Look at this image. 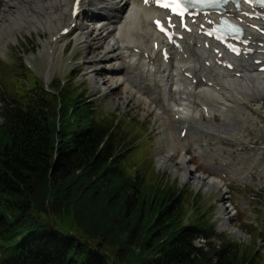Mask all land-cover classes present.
<instances>
[{"label":"trees","instance_id":"trees-1","mask_svg":"<svg viewBox=\"0 0 264 264\" xmlns=\"http://www.w3.org/2000/svg\"><path fill=\"white\" fill-rule=\"evenodd\" d=\"M12 83L0 111V264H264L255 245L191 212L199 196L166 182L118 117L71 83Z\"/></svg>","mask_w":264,"mask_h":264},{"label":"bare ground","instance_id":"bare-ground-1","mask_svg":"<svg viewBox=\"0 0 264 264\" xmlns=\"http://www.w3.org/2000/svg\"><path fill=\"white\" fill-rule=\"evenodd\" d=\"M74 2L0 0V50L7 42L16 41V31L49 32L52 40L48 43L49 57L53 65L58 50L74 40L75 51L83 48L85 53L80 65L85 67L98 92L108 94L114 88L125 87L126 95L131 93L133 100L146 101L150 111L163 119L159 143H164L165 152L169 154L158 156L160 165L171 162L184 182L188 180L187 175L192 174L189 179L198 189L225 187L222 178L198 173L197 168L189 164L192 157L187 155L186 148L197 146L202 151L201 143L221 135H237V121L228 115L225 117V111L236 110L243 128H246L245 120L253 117L252 111L264 119V72L255 62L257 59L264 62V35L250 28L249 37L255 41V52L249 58H233L199 33L201 25L215 17H198V22L192 23L194 31L181 30L183 38L177 46H169L170 57L165 59L160 49L164 44L153 26L158 11L151 2L82 0L83 10L78 15L74 14ZM250 12V6L244 5L237 18L246 20ZM257 23L264 25V19ZM65 28L68 33H61ZM225 59L228 62L219 64ZM122 71L126 74L122 75ZM107 82H110L109 87L104 86ZM215 111L225 117L220 127L215 120ZM243 112L247 113V118ZM164 115H167V121ZM171 119L179 131L178 136L172 131ZM183 130L186 131L184 136L181 135ZM238 137L241 143L243 137ZM179 146L181 167L172 161V152L174 154ZM261 172L264 174V169ZM239 175L245 179L244 172L240 171ZM222 208L227 210L228 207L224 204ZM222 215L220 231L227 229L236 237L244 236L230 224V216L224 218L226 212Z\"/></svg>","mask_w":264,"mask_h":264},{"label":"rangeland","instance_id":"rangeland-1","mask_svg":"<svg viewBox=\"0 0 264 264\" xmlns=\"http://www.w3.org/2000/svg\"><path fill=\"white\" fill-rule=\"evenodd\" d=\"M14 33L16 41L7 42V46L0 50V111L6 87L10 88L13 85L12 82L17 81L19 76L33 77L36 75L44 79L48 75V84L53 83L55 86L59 83L65 85L71 83L79 93L91 98L90 100L97 106L99 115L105 118L118 117L120 134L126 144L133 145L136 149L139 145L140 153L145 150L149 157L153 158L156 171L165 175L166 182L177 183L179 187L199 196V205L196 209L191 205V212L204 211L224 240L253 244L259 252L264 253V174L261 172L264 169V119L260 114L252 111L255 118L251 117V119L247 118L246 112H243L247 118L246 128H243L239 118L236 117V110H231L230 113L225 111V117L228 115L229 118L232 117L237 121V135H221L206 143H201L202 151L197 146L186 148L187 155L192 157L189 164L195 166L198 173L222 178L225 181L223 188L204 189L202 187L198 189L189 179L192 174H188V180L184 182L182 175L176 172L171 162L159 164L158 156L160 158L169 154L165 152L164 143H159L160 126L163 119L157 113L150 111L146 101L139 100V98L133 100L131 93L125 94V87L114 88L108 94L98 92L86 74L85 67L80 65L85 53L83 48L78 52L75 51L74 40L70 41L65 48L58 50L55 55L56 62L52 65L49 57L48 43L52 42L49 32L39 31L37 33L34 29H30V32L20 30ZM1 47L0 45V49ZM74 68L76 70L72 72ZM123 74L126 73L122 71ZM108 84L110 82L104 86L109 87ZM225 117L222 113L220 116L215 111L218 127L222 125ZM204 118L208 121L206 116ZM164 120H168L167 115H164ZM0 122H2L1 114ZM171 125L172 131L178 136L179 133L173 119H171ZM237 136L243 137L241 138L242 144L239 143ZM180 157L181 148L179 146L174 154L172 152V161L174 160L179 167H181ZM240 171L246 174L245 179L240 178ZM224 204L230 209L224 210L222 208ZM229 211L232 216L227 213ZM223 212H226L224 218L227 215L230 216V224L237 227L244 236L234 238L227 229L220 231ZM204 242L205 240L201 239L198 244L201 245ZM222 242L220 238L214 239V243L218 245Z\"/></svg>","mask_w":264,"mask_h":264},{"label":"snow or ice","instance_id":"snow-or-ice-1","mask_svg":"<svg viewBox=\"0 0 264 264\" xmlns=\"http://www.w3.org/2000/svg\"><path fill=\"white\" fill-rule=\"evenodd\" d=\"M148 0H145V3H147ZM154 2L156 3H160V0H154ZM198 2H204V0H182V4L183 5H195V3H198ZM226 2V0H225ZM262 3H264V0H262ZM161 6L163 7H171V5L169 4H161ZM172 11L178 16L180 17V24L181 26H185L184 24V20H183V17L185 15V8L181 6V0H176V6L175 7H172ZM188 15H191L192 13L191 12H188L187 13ZM169 24H171V18L169 17ZM159 27H161V30L162 31H166V29L163 28V26L160 24L159 21H156L155 22ZM209 23H211V21H209ZM208 34H212L211 32L208 33ZM234 51H238L237 49L233 48ZM230 66V65H229Z\"/></svg>","mask_w":264,"mask_h":264},{"label":"water","instance_id":"water-1","mask_svg":"<svg viewBox=\"0 0 264 264\" xmlns=\"http://www.w3.org/2000/svg\"><path fill=\"white\" fill-rule=\"evenodd\" d=\"M46 81H48V77H46ZM233 237L235 238L236 236H235V235H233ZM239 237H241V235H239Z\"/></svg>","mask_w":264,"mask_h":264}]
</instances>
